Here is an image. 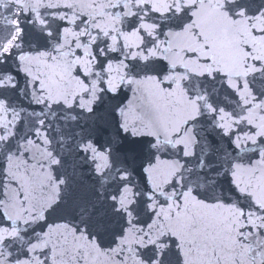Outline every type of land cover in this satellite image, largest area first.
<instances>
[{"label": "snow or ice", "instance_id": "obj_1", "mask_svg": "<svg viewBox=\"0 0 264 264\" xmlns=\"http://www.w3.org/2000/svg\"><path fill=\"white\" fill-rule=\"evenodd\" d=\"M0 264H264V0H0Z\"/></svg>", "mask_w": 264, "mask_h": 264}]
</instances>
